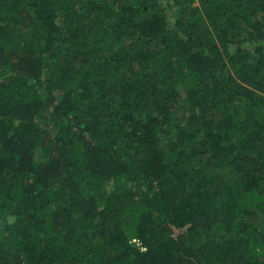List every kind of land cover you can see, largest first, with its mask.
<instances>
[{"label":"trees","instance_id":"trees-1","mask_svg":"<svg viewBox=\"0 0 264 264\" xmlns=\"http://www.w3.org/2000/svg\"><path fill=\"white\" fill-rule=\"evenodd\" d=\"M0 264H264V0H0Z\"/></svg>","mask_w":264,"mask_h":264}]
</instances>
